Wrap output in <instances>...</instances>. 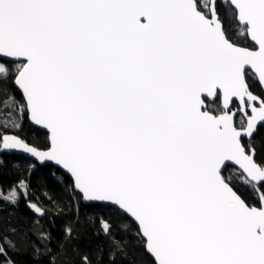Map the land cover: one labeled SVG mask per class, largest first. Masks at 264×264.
I'll return each instance as SVG.
<instances>
[{
    "label": "snow or ice",
    "instance_id": "obj_1",
    "mask_svg": "<svg viewBox=\"0 0 264 264\" xmlns=\"http://www.w3.org/2000/svg\"><path fill=\"white\" fill-rule=\"evenodd\" d=\"M25 117L43 146L19 135ZM261 127L264 0H0V154L29 169L0 203L43 218L28 177L54 168L77 214L101 210L87 221L108 264L128 255L133 225L152 264H264ZM12 233L0 264H16ZM25 235L40 264L78 229L55 249L50 231Z\"/></svg>",
    "mask_w": 264,
    "mask_h": 264
},
{
    "label": "trees",
    "instance_id": "obj_2",
    "mask_svg": "<svg viewBox=\"0 0 264 264\" xmlns=\"http://www.w3.org/2000/svg\"><path fill=\"white\" fill-rule=\"evenodd\" d=\"M254 92L259 93L258 84L252 86ZM17 95L19 93L17 92ZM27 142L34 145L43 146L47 142V132L41 130L25 117L23 129L19 133ZM257 141L264 140V127H261L255 134ZM264 155V152L260 153ZM3 164L0 165V189L7 191L11 185L21 178L20 173L26 175L29 171L27 167L28 158L15 154H0ZM19 163V170L14 167V163ZM55 171L52 167H37L30 171L31 188L30 193L33 198H37L47 211L43 218L34 216L33 212L21 200L18 206H11L0 203V236H12V230L16 229L14 239L20 246V251L12 254V259L16 264H34L30 239H35V235L26 236L25 233L33 234L35 229L42 228L45 232H51L56 238L53 243V249L56 248V240L63 236L66 224H73L78 229V238L73 240L67 249L55 256H48L40 261V264H73L78 260L73 249H78L81 253L88 254L93 264H108V246L105 237L97 235L95 230L88 224L87 216L100 209L81 207L79 213L75 211V204L66 194L64 187L51 173ZM61 171V170H60ZM62 172V171H61ZM250 202L254 197L243 188L239 190ZM135 225L132 226V232L127 234L128 255L125 258L117 259V264H152L153 258L145 251L142 243L133 234ZM103 246V256L99 255L98 249ZM43 251V249H41ZM11 254V253H10Z\"/></svg>",
    "mask_w": 264,
    "mask_h": 264
},
{
    "label": "water",
    "instance_id": "obj_3",
    "mask_svg": "<svg viewBox=\"0 0 264 264\" xmlns=\"http://www.w3.org/2000/svg\"><path fill=\"white\" fill-rule=\"evenodd\" d=\"M31 124L34 125L32 122H31ZM34 126L37 127V128H39V129H41V130H44V131L47 132V130L43 129V128L40 127V126H36V125H34ZM11 154H16V155H20V156H24V157L28 158L25 154H22V153H19V152H13V153H11ZM40 166H41V165H40ZM61 171L63 172V170H61Z\"/></svg>",
    "mask_w": 264,
    "mask_h": 264
},
{
    "label": "rangeland",
    "instance_id": "obj_4",
    "mask_svg": "<svg viewBox=\"0 0 264 264\" xmlns=\"http://www.w3.org/2000/svg\"><path fill=\"white\" fill-rule=\"evenodd\" d=\"M16 155V154H15Z\"/></svg>",
    "mask_w": 264,
    "mask_h": 264
}]
</instances>
